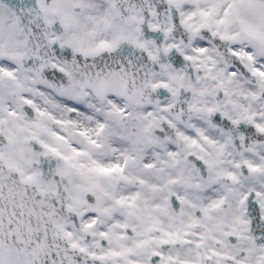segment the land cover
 Instances as JSON below:
<instances>
[{
    "label": "snow or ice",
    "instance_id": "1",
    "mask_svg": "<svg viewBox=\"0 0 264 264\" xmlns=\"http://www.w3.org/2000/svg\"><path fill=\"white\" fill-rule=\"evenodd\" d=\"M0 264H264V0H0Z\"/></svg>",
    "mask_w": 264,
    "mask_h": 264
}]
</instances>
